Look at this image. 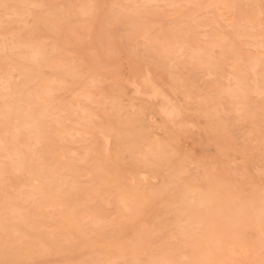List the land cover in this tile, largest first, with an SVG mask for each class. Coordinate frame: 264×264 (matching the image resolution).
Returning <instances> with one entry per match:
<instances>
[{
  "label": "rangeland",
  "instance_id": "1",
  "mask_svg": "<svg viewBox=\"0 0 264 264\" xmlns=\"http://www.w3.org/2000/svg\"><path fill=\"white\" fill-rule=\"evenodd\" d=\"M0 264H264V0H0Z\"/></svg>",
  "mask_w": 264,
  "mask_h": 264
},
{
  "label": "bare ground",
  "instance_id": "2",
  "mask_svg": "<svg viewBox=\"0 0 264 264\" xmlns=\"http://www.w3.org/2000/svg\"><path fill=\"white\" fill-rule=\"evenodd\" d=\"M3 13H5L4 11H3ZM238 14V13H237ZM254 16V15H253ZM251 19H253V17L251 18ZM50 22V21H49ZM215 22V21H214ZM225 24V23H224ZM226 26H227V24H225ZM224 32V31H223ZM257 37V36H256ZM65 38V37H64ZM63 38V39H64ZM56 59V58H55ZM58 67V66H57ZM59 67H60V65H59ZM58 67V68H59ZM30 69H31V67H30ZM15 77V76H14ZM20 78V77H19ZM18 81V80H17ZM143 83V82H142ZM145 83V82H144ZM44 84V83H43ZM141 84V83H140ZM151 84V83H150ZM142 85V84H141ZM231 85V84H230ZM43 87V86H42ZM142 88V87H141ZM232 89V88H231ZM81 90V89H80ZM234 90V89H233ZM135 92H136V90H135ZM146 94V95H149V93H146V91L145 92H143V94ZM231 95H232V93H230ZM141 95V94H140ZM142 96V95H141ZM152 96V95H151ZM225 98V97H224ZM233 102V101H232ZM230 104V103H229ZM245 104V103H244ZM57 106V105H56ZM207 113V112H206ZM101 135V134H100ZM98 136V135H97ZM32 139V138H31ZM99 139V138H98ZM26 140V139H25ZM24 141V140H23ZM27 141H24V143H26ZM109 142V141H108ZM49 155V154H48ZM53 157V156H52ZM53 160V159H52ZM52 160H51V162H52ZM47 162H48V159H47ZM50 162V163H51ZM144 173V172H143ZM145 173H147V172H145ZM137 175V174H136ZM139 175V174H138ZM149 176V175H148ZM153 177V176H152ZM146 180V179H145ZM149 180V179H148ZM33 182H34V180H33ZM33 182H31V183H33ZM140 182V181H139ZM34 184H35V182H34ZM39 228V227H38ZM255 263V262H254Z\"/></svg>",
  "mask_w": 264,
  "mask_h": 264
}]
</instances>
